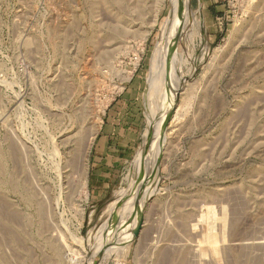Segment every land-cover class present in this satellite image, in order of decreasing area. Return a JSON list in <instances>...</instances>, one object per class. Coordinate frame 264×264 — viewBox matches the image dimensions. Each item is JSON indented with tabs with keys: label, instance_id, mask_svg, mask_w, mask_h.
<instances>
[{
	"label": "rangeland",
	"instance_id": "rangeland-1",
	"mask_svg": "<svg viewBox=\"0 0 264 264\" xmlns=\"http://www.w3.org/2000/svg\"><path fill=\"white\" fill-rule=\"evenodd\" d=\"M219 1L212 13L183 0L195 32L188 46L172 34L150 91L169 0H0V264H85L86 246L129 216L127 248L125 234L104 243L100 264H264V0ZM129 77L140 143L90 178L103 112ZM147 167L146 203L108 208Z\"/></svg>",
	"mask_w": 264,
	"mask_h": 264
},
{
	"label": "bare ground",
	"instance_id": "bare-ground-1",
	"mask_svg": "<svg viewBox=\"0 0 264 264\" xmlns=\"http://www.w3.org/2000/svg\"><path fill=\"white\" fill-rule=\"evenodd\" d=\"M169 1H170V11H169V14L167 16V19L164 21V23L162 25V41H161V45H160V48H159V51L157 54L155 66H154V68H153V70L149 76V82L147 85L148 89L150 91L154 89V86H156V80H158V77L161 78L160 76H162V74H164V72L166 73L167 70L169 71V69L171 68L172 53H171L170 48H169V39L172 36V34L176 31H178L180 34H182L188 40V42H187V46H188V44H190L192 36L195 32V30H194V26H195L194 24L195 23H194V18L192 16L193 14H192L191 9L186 4H184L183 0H169ZM187 49H188V47H187ZM187 49H185L186 54H188ZM188 60H189V58H188ZM184 77H183V80H184ZM159 81H162V80H159ZM159 81H157V82L159 83ZM177 82L178 81H176L175 84H177ZM182 83H183V81H182ZM180 86H182V84H179L177 86V88L176 87L175 88L178 89V87H180ZM165 87H166L165 91H163L164 95L161 98L162 99L161 106H160L161 112H160L159 118L156 119V121L157 120L158 121L154 125V126H156L155 127V129H156L155 133H156L157 137L161 134L160 131H162V127H163L162 125L167 120L169 108L172 107L173 98H174L173 91H175V90L173 88H167L166 85H165ZM157 91L158 90L156 89V92ZM154 100H156V99H154ZM152 114H154V113L152 112ZM164 117H165V119H164ZM162 119H163V121H162ZM160 122L163 124L161 125ZM161 135H163V134H161ZM154 170H155V167H153L152 171H154ZM149 175H150V171H149V167H147L144 170L141 178L138 179L137 181H135L132 185H130L126 191L119 193V197H117V199L115 201H113L109 206L107 205L108 208L112 207V204H114V203H115V205L118 204L119 202L121 203L124 198L129 199V198L136 196V195L138 196V199H137L138 201L136 203V206L141 207L144 203H146L147 199L151 196L152 192L154 191L155 182H156V177L154 178V176H153L150 179ZM131 217L132 216L127 217L123 221V224L115 227L112 231L107 233L105 236H102V237L98 236L99 238L98 237L96 238V240L100 239L98 244L93 243L94 245H92V246H89V245L86 246V250H85L86 251V261H85L86 263L85 264H100L99 255H100V251H101V245H103L104 243L109 244L110 242L118 239L123 234L126 235V238H125L126 240L124 239L125 240V246H122V247L118 246V247L120 249L124 248V247L127 248L129 240H130L131 236L133 235V232L135 231L136 226H138L137 222L131 224V222H130ZM122 243H124V242L122 241ZM126 251H122V252H126Z\"/></svg>",
	"mask_w": 264,
	"mask_h": 264
},
{
	"label": "crops",
	"instance_id": "crops-1",
	"mask_svg": "<svg viewBox=\"0 0 264 264\" xmlns=\"http://www.w3.org/2000/svg\"><path fill=\"white\" fill-rule=\"evenodd\" d=\"M209 10L219 12V0H208ZM212 6V7H211ZM219 18L215 16V19ZM140 79L135 77L106 107L90 155V178H106L113 168L125 162L139 145L141 133ZM105 171V173H103ZM106 171H108L106 173ZM97 180V179H96Z\"/></svg>",
	"mask_w": 264,
	"mask_h": 264
},
{
	"label": "built area",
	"instance_id": "built-area-1",
	"mask_svg": "<svg viewBox=\"0 0 264 264\" xmlns=\"http://www.w3.org/2000/svg\"><path fill=\"white\" fill-rule=\"evenodd\" d=\"M139 66V59H138V56L135 58V62L133 63V66L130 68V70H127L126 73H131V75L136 72L137 68ZM131 78L129 77V80Z\"/></svg>",
	"mask_w": 264,
	"mask_h": 264
},
{
	"label": "water",
	"instance_id": "water-1",
	"mask_svg": "<svg viewBox=\"0 0 264 264\" xmlns=\"http://www.w3.org/2000/svg\"><path fill=\"white\" fill-rule=\"evenodd\" d=\"M171 111H172V110H170V115H169L167 121H165V123H164V126H163V129H164V130H165L166 126H167V123L169 122V118H170L171 113H172Z\"/></svg>",
	"mask_w": 264,
	"mask_h": 264
}]
</instances>
